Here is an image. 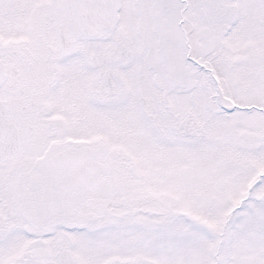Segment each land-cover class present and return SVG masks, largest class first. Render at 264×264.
Masks as SVG:
<instances>
[{"label":"snow or ice","instance_id":"1","mask_svg":"<svg viewBox=\"0 0 264 264\" xmlns=\"http://www.w3.org/2000/svg\"><path fill=\"white\" fill-rule=\"evenodd\" d=\"M0 264H264V0H0Z\"/></svg>","mask_w":264,"mask_h":264}]
</instances>
